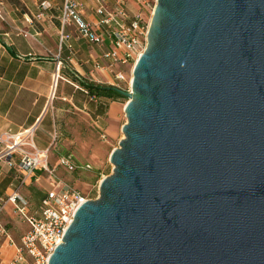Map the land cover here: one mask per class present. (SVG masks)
<instances>
[{
  "label": "water",
  "instance_id": "water-1",
  "mask_svg": "<svg viewBox=\"0 0 264 264\" xmlns=\"http://www.w3.org/2000/svg\"><path fill=\"white\" fill-rule=\"evenodd\" d=\"M123 139L47 264H264V0H155Z\"/></svg>",
  "mask_w": 264,
  "mask_h": 264
},
{
  "label": "crops",
  "instance_id": "crops-1",
  "mask_svg": "<svg viewBox=\"0 0 264 264\" xmlns=\"http://www.w3.org/2000/svg\"><path fill=\"white\" fill-rule=\"evenodd\" d=\"M42 1L50 2L51 8L37 19V7ZM79 1L84 4V20L102 36L103 46L89 43L72 26H61L59 17L64 0H0V135L7 129L12 132L33 129L34 146L39 151H47L49 166L55 171L64 170L58 164L62 156L71 155L76 161L70 152L58 153L57 157L53 153L60 122L59 112L76 110L83 114L93 113L99 105L104 104L103 100L90 99L85 95L73 78L91 85H98L100 81L104 85L98 86H118L114 84L117 82L113 76L118 67H110L109 61L103 58L105 51L113 46L111 32L114 22L102 24V17L95 13L99 6H103L107 13L114 12L116 0ZM123 1L127 17L131 18L140 7L138 0ZM114 20L122 22V18L115 17ZM57 65H60L59 71ZM131 69L132 66L125 67L127 75ZM57 73L60 78L54 82ZM117 105V101H109L105 107V131L117 119ZM97 116L102 115L97 113ZM14 160L17 163L18 156ZM22 177L23 174L16 167L10 168L6 160H0V206H3L0 214L9 208L19 217L15 206L7 202L15 191L27 201L29 207L21 187L32 184L33 187H43V190L49 189L50 178L44 174L37 182L31 179L23 183ZM42 193L39 205L46 192ZM14 244L9 236L1 244V263L9 264L14 258Z\"/></svg>",
  "mask_w": 264,
  "mask_h": 264
},
{
  "label": "built area",
  "instance_id": "built-area-1",
  "mask_svg": "<svg viewBox=\"0 0 264 264\" xmlns=\"http://www.w3.org/2000/svg\"><path fill=\"white\" fill-rule=\"evenodd\" d=\"M103 2L104 0H97ZM150 0H138L139 9L128 18L124 10V1L116 0L114 12L107 13L103 6L96 8L95 13L102 17V24L114 22L112 29V48L105 51L103 58L109 66H117L114 79L116 82L131 83L125 67L134 66L146 45V35L153 8ZM51 8L48 1H42L37 7L36 18L40 19ZM151 9V12L149 10ZM84 4L79 0H64L61 15V26H72L89 43L103 46V38L83 18ZM122 18V22L114 20ZM60 65H57L59 71ZM57 76L59 74L57 73ZM129 76V77H128ZM60 78V77H59ZM98 85H104L98 81ZM33 129L12 132L5 130L0 135V160H6L8 167H16L22 174V182L33 179L39 181L46 175L50 178L49 189L41 200L36 214L28 213L27 201L18 193H12L7 202L15 206L18 216L26 223L28 230L20 237L18 245L14 244L15 255L9 264H47L54 248L62 242L63 235L72 222L77 209L87 200L79 190L72 188L57 178L56 171L48 163L47 151H39L32 141ZM30 148L32 151H28ZM18 156V162L14 157ZM59 166L69 173L89 171L88 164H77L71 155L62 156ZM40 173V174H39ZM3 206H0V211ZM30 259V263L26 261Z\"/></svg>",
  "mask_w": 264,
  "mask_h": 264
},
{
  "label": "rangeland",
  "instance_id": "rangeland-1",
  "mask_svg": "<svg viewBox=\"0 0 264 264\" xmlns=\"http://www.w3.org/2000/svg\"><path fill=\"white\" fill-rule=\"evenodd\" d=\"M150 1L151 8H154L155 0ZM128 75H130V71ZM114 84L126 92L129 91L128 82ZM127 101V98L117 101V119L108 131H105V114L98 117L95 110L93 113L88 112L87 114L76 110L69 113L59 112L60 122L59 127H57L55 151H53L56 154L55 157L58 153L67 154L70 152L75 156L77 164H88L91 169L74 173L59 169L56 170L57 176L60 181L79 190L89 199L98 198L101 180L112 174L113 166L109 162V156L112 150L118 147L119 141L123 139L121 128L127 121L123 111ZM108 103L107 101V106ZM37 186L33 187L32 184H28L21 187L23 195L29 202L28 211L31 214H36L39 200L43 196L42 192L47 190ZM0 224V247L8 236L14 243L18 244L20 236L28 230L26 223L20 217L15 216L9 208L0 214ZM26 261L30 263V259ZM0 264L4 263H1L0 260Z\"/></svg>",
  "mask_w": 264,
  "mask_h": 264
},
{
  "label": "trees",
  "instance_id": "trees-1",
  "mask_svg": "<svg viewBox=\"0 0 264 264\" xmlns=\"http://www.w3.org/2000/svg\"><path fill=\"white\" fill-rule=\"evenodd\" d=\"M75 82H77L78 88L87 95L90 99L95 100H103L104 104H101L97 107L96 111L98 115H103L105 111V107L107 106L106 102L108 101H119L120 99L126 100L123 96L118 94L115 91L110 90L109 86H98L86 84L84 82L79 81L76 77L73 78Z\"/></svg>",
  "mask_w": 264,
  "mask_h": 264
},
{
  "label": "bare ground",
  "instance_id": "bare-ground-1",
  "mask_svg": "<svg viewBox=\"0 0 264 264\" xmlns=\"http://www.w3.org/2000/svg\"><path fill=\"white\" fill-rule=\"evenodd\" d=\"M133 68V67H132ZM59 76H56V79H54V82H56V80L58 79ZM55 86V85H54Z\"/></svg>",
  "mask_w": 264,
  "mask_h": 264
}]
</instances>
